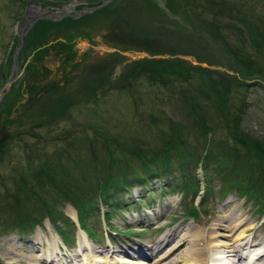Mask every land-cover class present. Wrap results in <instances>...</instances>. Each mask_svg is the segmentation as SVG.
<instances>
[{
  "label": "rangeland",
  "instance_id": "374dc122",
  "mask_svg": "<svg viewBox=\"0 0 264 264\" xmlns=\"http://www.w3.org/2000/svg\"><path fill=\"white\" fill-rule=\"evenodd\" d=\"M31 1L33 0H0V67L5 66L3 67L5 71L3 75L0 74V79L1 76L6 79L10 75L13 65L10 62L12 60L11 54H13L12 50L15 43H17L16 23ZM102 1L104 0H35L34 6H46L44 9L51 11L53 8L72 4L77 8H80L79 5L92 7ZM204 1L199 6H194L190 5V2L177 0V7L168 9L166 7L167 0H149L148 2L142 0H112V9L117 11L116 14L110 17L109 20H105L108 16L104 14V20L100 22L98 19L92 25L97 32L94 36L97 43L85 45L88 41L84 39L77 41L78 60L82 59L84 54L86 56H84V61L78 69L71 72H69L70 68L66 72L61 67V61L52 53L43 55L40 60L46 66V70L41 71L45 74L38 72V69L31 73L28 72L29 74L25 71L29 63L28 60L34 53L33 51H39V49H43L54 42L49 43L50 41H46V43L32 49V53L27 55L29 57L24 62L25 64L18 59L22 48L20 49V53L17 55L20 75L12 82L7 92L3 94L4 96L0 98L2 116L6 114L7 108H9L11 116L14 107L17 109L22 104L27 103L30 97L29 94L26 96L25 92L17 93L15 91L16 89H19V91L23 89L19 84L24 83L23 78L25 75L34 81L36 87L42 86L46 81H58L61 89L60 91L53 90V94L50 88L46 92L39 90L31 105L28 104L20 110L19 121L11 122L7 127L2 126L0 128V132L2 131L0 135L5 139L7 135H13L16 130L30 128L36 133L29 136V134L22 132L17 137L12 136L13 138L7 140L4 148L0 149V206L6 209L7 217L14 216L13 213H15L12 208L7 207V204H14L15 202L12 196L16 191L14 182L19 181L18 174L21 169L25 168L28 162L36 166L38 162L35 160L38 155L44 152L50 154L54 152L56 147H71L69 149L73 147L72 152L74 153L77 149L78 157L75 156L74 160L83 162V169L85 170L92 169L94 163L91 157H94L93 154L98 155V165L101 166L99 175H103L106 174L110 161L117 164V161L123 160L129 154L127 153L128 147H131L132 152L137 153L153 143L155 145L159 144L158 130L156 129L166 131L169 135L166 140H170L172 138L170 126L174 123V137L179 135L177 132L179 131L181 138L184 140L189 138L185 144L186 148L197 151V154L200 153V146L195 142L196 139L186 126L190 123L186 121L189 119V108H187V103L184 100L185 97L177 89H174V94L169 97L166 96L168 94L166 88L163 89L160 86L152 88L150 83L141 77L142 80L137 83L138 90H135L133 97L119 89H112L104 95L99 93V98L92 102L83 101V82L86 79L109 74L111 80L115 82L112 85L119 86L118 82L120 80L116 78L119 77L121 72L127 70V67L134 60L143 59L136 52L150 54L145 50L147 48L142 50L125 49L123 51L128 54L124 55L118 52L122 56L121 60L109 67L105 61L108 60V54L113 52H107L101 48L103 45L114 47L106 43L109 41L127 45L137 42L142 45L141 38L149 32L153 35L151 39L155 40L153 49L163 53L155 55L169 56L170 51H176L184 54H175V56L188 60L192 65L202 64V67L216 69L219 71L218 74L212 72L209 75H205V72L198 74L191 71L197 75V80L196 83L187 84L188 90L190 89L191 92L192 88L196 87V90H198L200 82L214 96L217 91L227 89L230 82L232 84L230 90L233 95H236L234 100L245 98L246 106L240 125L250 135L258 137V139L264 138V83L258 81L257 84L250 85L248 88L244 86L236 88V84L230 77L234 74V70L231 68L236 63L234 57H232L233 53L228 50L235 43L242 41L240 38L244 35L239 31V27L245 28L244 22L246 20L243 19L242 12L246 10L247 4H253L258 11L263 10L264 12V0H246L245 2L248 3L244 4L241 2L244 0ZM235 1L238 9L231 4ZM51 2L58 4L51 5ZM156 5L164 8L165 11L156 10L155 8H159ZM230 5L233 11L229 9ZM136 6L142 8L143 11L135 13ZM53 11L55 17L64 12L63 9ZM92 12L84 15L88 16ZM29 18L31 16L27 15L22 24L28 21ZM122 18L125 19L121 20ZM111 19H115L113 26H111ZM261 21L262 19L258 17L254 19L253 23L260 24ZM168 30L173 32L171 33ZM254 31L258 32L256 28ZM51 41L56 42L57 40ZM82 42L83 45H80ZM146 47L149 48V46ZM170 56L172 57V55ZM221 72H227L228 74ZM207 77H210L214 82L211 84ZM239 78L241 79V77ZM180 81L183 82V80ZM207 83L212 86H207ZM7 94H11V96L6 100L3 99ZM51 94L55 99L53 103L48 96H51ZM45 96L46 98H44ZM68 96L70 98L74 96V99H70ZM14 97L15 99L20 97L21 99L19 98L18 101L22 99H25V101L21 102L18 107L16 105L10 107ZM39 99H41L39 104L34 103ZM75 102L76 104H74ZM45 111L50 114L51 123L34 127V123L44 121L47 116ZM149 114L157 117L156 126L150 125L151 117ZM156 117L154 118L156 119ZM179 128L182 130H179ZM222 129L224 128L221 126L215 129L212 135L215 142L225 138ZM216 151L212 152L216 153ZM79 153L81 156H79ZM109 155H113L112 160ZM31 156L36 159L31 158ZM125 161L127 162L128 159ZM63 162L67 161L63 160ZM123 162L120 164H123ZM197 172L201 183H199V192L195 195L193 191L188 190L186 193L176 191L174 194L167 196L162 193L160 187L163 182L158 179L153 180L150 184L134 186L131 194L129 193L127 196L129 200L134 199L129 202L130 207L127 205L123 211L114 213L113 218L107 222L109 228H111V232L107 233L109 238L106 236L100 237L97 242H94L87 238L84 233L91 251L85 246L79 250L78 234L80 230L77 229L78 225L75 232L72 233L75 236V242L68 246L61 240L58 231H55L52 221L45 218L41 225H36L34 233L28 236H20L16 231H9L0 235V261L2 264H59L57 260L50 261L51 259H48L47 261L50 262H46L44 258H41L47 253H52L50 256L57 254V257H61L67 264H82L83 258L89 261L90 256L98 257L106 262L100 261L98 264L115 262L117 257H120V259L123 257L138 259V261L148 264H173L178 257L190 248L189 245L192 243L190 237H193L195 234L193 232L197 227L203 229L204 236L202 238L204 239L202 241V238L195 237L193 245L197 244L198 247L202 245L203 248H206L207 258L210 259L214 255L212 248H210L213 245L210 233L212 227L215 228L214 223H220L219 221L222 223H220L221 226H224V229H219L221 232L219 234L230 235V238H228L230 246L234 247L252 239L256 243L261 241L258 242L261 243L259 246L264 247V211H261L257 204L245 200V197H240L235 190H231L229 185L227 186L225 181L221 180L220 170L215 169V167L204 175V178L209 181V188L207 187L209 193L203 201L200 194H202L201 189L204 188L203 182L205 181L201 180L204 171L198 168ZM86 173L92 176V172ZM190 202L198 207L200 213L195 219L188 218L184 214V207L189 205ZM58 206L65 215L78 220L76 219V209L71 203L59 202ZM97 220L98 218L89 220V223L94 225L96 229H98ZM139 220L140 223L137 222ZM213 224L214 226H212ZM63 227L67 228L66 226ZM104 228L108 229L106 225ZM97 232L100 233L99 229ZM244 232L245 237L238 239ZM180 235L185 236L187 239L185 238L183 242L182 240L179 242ZM237 240L239 241L237 242ZM172 242L173 244H171ZM174 243L178 244L176 250ZM38 252H41L39 254L40 259L35 260L34 254L38 255ZM165 252L166 259L158 261L159 255ZM251 254L249 253L242 263L249 261ZM230 258L235 262L238 260L237 257ZM178 264L188 263L181 262Z\"/></svg>",
  "mask_w": 264,
  "mask_h": 264
},
{
  "label": "trees",
  "instance_id": "16d2710c",
  "mask_svg": "<svg viewBox=\"0 0 264 264\" xmlns=\"http://www.w3.org/2000/svg\"><path fill=\"white\" fill-rule=\"evenodd\" d=\"M148 2L149 0H142ZM190 2V5H200L204 3V0H184ZM211 2H217V0H210ZM241 1L242 4L248 3ZM166 7H177V0H167ZM230 3V2H228ZM51 5H57L56 2H51ZM237 8L236 1L231 3ZM110 5V6H109ZM106 7H102L91 14L82 15L78 18L66 17L60 21L50 20H38L34 23L32 28L26 35L25 43H23L21 53L18 56L19 60L24 63L27 60L32 49H35L46 43V41L57 40L56 42L48 45L43 49L32 54L28 60L26 66V72H33L38 69V72L45 71L46 66L41 62L43 55L52 53L59 59L61 67L69 72L78 69L81 63L84 61L83 55L81 61H77V49L76 44L79 39H84L93 45L97 43V39L94 38L95 28L92 25L100 20H104V14H107L109 20L116 14V10H113L112 3ZM138 6V5H137ZM134 9V12H142V8ZM159 7L158 5H156ZM44 8L46 6H43ZM156 10L164 8H155ZM172 9V10H173ZM229 9L232 10L231 5ZM238 9V8H237ZM174 11V10H173ZM233 11V10H232ZM240 11V10H239ZM263 10L258 11L255 5L247 4V8L242 12L245 28L239 27V31L245 36H242L240 43H235L229 47L228 50L233 53L232 57L235 59V65L233 68L234 74L230 75L231 80L237 87L248 88L250 85L257 84L258 81L264 83V15ZM112 14V16H111ZM255 14V15H254ZM260 15V16H259ZM103 16V18H102ZM262 19L260 24L253 23L256 18ZM125 18H122L123 20ZM113 26L115 19H111ZM257 29L258 32L254 31ZM167 30V29H166ZM171 33L173 31L168 30ZM221 34V33H219ZM153 35L149 32L145 37L141 38V44H125V43H112L106 42L119 50L125 49H144L150 52L151 55L163 54L153 49L155 40H152ZM225 37V36H224ZM146 46H149L146 47ZM87 53V52H86ZM170 55L162 58H143L134 60L127 70L121 72L117 80L118 85H112L113 80L109 74L104 76H95L86 79L83 82V101L92 102L99 98V93L104 95L106 92L112 89H119L127 95L133 97L135 90L137 89V83L144 78L146 82L150 83V87L160 86L167 91L166 96H172L174 89L185 97L188 109V122L187 128L190 129V133L193 134L196 143L200 146V153L197 151L189 150L185 144L189 140L181 138L179 135L174 137L175 124L170 126L172 131V138L166 140L169 135L164 130H158L157 137L159 138V144L153 143L151 146L146 147L140 152H132L128 147L127 153H129L123 160L117 161V164L110 161L107 166L106 174L99 175L100 167L98 165L97 156L94 155L92 169H83V162L74 160L77 156V149L75 153L71 147H56L54 152L47 154L41 153L36 159L37 165L33 166L31 162L26 164L25 168L21 169L18 174V180L15 183L16 191L12 194L14 204H7L8 208H12L15 213L14 216L7 217L6 209L0 206V235L9 231H16L20 236H28L34 233L36 225H41L45 218L52 221V225L55 231L61 236L66 245L72 244L74 241L75 222L70 219L59 209V202H69L76 209L77 219L81 229L85 230L87 236L93 240H98L104 233L102 227V220L107 222L112 219L114 213L123 211L127 205L130 207L134 199L129 200L128 194H131V190L134 186H140L150 184L153 180H160L163 182L160 189L165 195L174 194L176 191L187 192L191 190L194 195L199 192V180L197 169L201 168L203 172V179L212 168L220 170L221 180L225 181L227 186L240 197H245V200L250 201L258 205L261 211H264V138L258 139V137L252 136L247 133L240 125L242 115L245 111V98H239L234 100V96L230 87L232 84L229 82L227 89L217 91L214 96L210 94V91L205 88L199 82V88H192L191 92L187 88V84L196 83L197 75L194 74L200 72L210 74L217 72L216 69H210L202 67L201 65H192L188 60L175 56V54H184L176 51H170ZM187 53V52H185ZM108 60L105 61L109 67H112L114 63L119 62L122 58L118 52L108 54ZM24 60V61H23ZM202 61V60H199ZM12 63V60H10ZM115 63V64H116ZM25 64V63H24ZM5 66L0 67V74L3 75ZM42 69V70H39ZM9 71V70H8ZM194 73H192V72ZM45 74L44 72H41ZM228 74L227 72H221ZM29 74V73H28ZM27 74V75H28ZM239 75V76H237ZM241 77V79L239 78ZM211 84L214 82L210 77ZM5 77L1 76L0 86H2ZM180 80H183L180 81ZM24 85L19 84V89H14L17 93H27L29 98L27 103L22 104L19 109H23L26 105L32 103L33 99L37 96L39 90L51 89L52 91H60L61 85L58 81L48 82L46 81L40 87H36L31 78L26 75L23 78ZM179 81V82H178ZM205 82V80H203ZM18 85V86H19ZM15 86V85H14ZM13 86V88H14ZM207 86H212L207 83ZM37 88V89H36ZM53 94V93H52ZM51 94L50 101H55L54 96ZM225 94V95H223ZM11 94H7L5 98ZM47 96V97H48ZM22 98V95L20 96ZM14 97L11 101L10 107H14L18 99ZM69 97V96H68ZM20 98V99H21ZM46 98V96L44 97ZM70 98V97H69ZM74 99V96L71 97ZM70 98V99H71ZM41 99L36 100L39 104ZM3 104V103H2ZM76 104V102L74 103ZM2 108V107H1ZM0 108V122L3 118L1 115L2 109ZM7 108V112L4 115L3 126L11 124V122L19 121V115L13 118L10 116V111ZM46 112V111H45ZM47 116L44 121L34 123V127L43 126L46 123H51L52 118L50 114L46 112ZM151 117L150 125L156 126L157 117L149 114ZM156 117V119L154 118ZM155 119V120H154ZM221 126L224 132L225 138L221 141L215 142L212 135L215 129ZM155 129V128H154ZM179 130H182L179 128ZM195 131H197L195 133ZM22 132L25 134L35 135L33 129L16 130L13 135L7 136L4 141L0 142V149L4 148L7 140L17 137ZM212 149V150H210ZM5 150V149H4ZM3 150V151H4ZM108 150V149H107ZM217 150L216 153L212 151ZM138 151V150H137ZM110 154H112L110 152ZM79 156L80 153H79ZM113 155H109L112 160ZM78 157V156H77ZM128 159L126 162L125 160ZM66 160L67 162H63ZM79 161V162H78ZM124 161V162H123ZM123 162V164H120ZM115 165V166H113ZM77 169V170H76ZM74 170V171H73ZM76 170V171H75ZM92 170V171H91ZM92 172V176L86 172ZM93 172H95L93 174ZM79 175H75L78 174ZM208 185V184H207ZM203 194V201L206 198L208 192L207 186ZM136 201V200H135ZM202 201V202H203ZM134 204V202H133ZM184 214L188 218H197L200 213L198 207L194 203L190 202L189 205L184 207ZM91 218H98V229L94 225L89 223ZM62 223V224H61ZM64 224V225H63ZM66 226L67 228H64ZM72 234V235H71ZM0 264L2 262L0 261Z\"/></svg>",
  "mask_w": 264,
  "mask_h": 264
},
{
  "label": "bare ground",
  "instance_id": "6f19581e",
  "mask_svg": "<svg viewBox=\"0 0 264 264\" xmlns=\"http://www.w3.org/2000/svg\"><path fill=\"white\" fill-rule=\"evenodd\" d=\"M68 7H72V6L70 5ZM31 9H32V11L30 14H31V16H34V17L37 14H44V13L48 14V15H52V13L54 14V11H52V10L49 11V9L42 11L41 9H39L38 7H35V6H31ZM43 9H44V7H43ZM219 222L221 223V221H219ZM220 223H214L215 228L212 227V231L210 233L211 234L210 238H211V240H213V245H211V247H210V248H212L211 250H213V253H214L213 257H211L210 259L207 258L208 257V255H206L207 249L203 248L201 244H199V245H201L199 247L196 246L197 244L193 245V242L195 241L194 240L195 237L202 238L204 236L203 229L201 227H197L193 232V234L195 233L193 235V237L192 238L190 237V241H192L191 245H189L190 248L187 249L182 256L178 257L173 262V264H178L181 262L188 263V264H264V247L259 246L261 243H258L261 241H258L256 243V241H253L252 239H250L247 242L241 243L237 246H234V247L232 245L230 246V244H228L229 243L228 238H230L229 237L230 235L229 234H219V233H221L219 231V229H222V228L224 229V226H221L222 223L221 224ZM214 224L212 226H214ZM244 234H245V232L243 234H241L238 237V239H243L245 237ZM78 235H79V238H78L79 250L82 249L83 246L89 248V245L87 243L88 241L85 239V234L82 231H79ZM185 238H186L185 236H183V237L181 236L179 242L181 240L183 242L184 241L183 239H185ZM203 239L204 238H202V241H203ZM238 241L239 240H237V242ZM173 242L171 244H173ZM175 243H174V248L176 250L178 248V244H175ZM56 250H57V248H56ZM89 250L91 251L90 248H89ZM243 251H247V252L244 253ZM248 252L252 253L250 255L249 261H247V262L245 261V263H242L244 261L245 257L249 254ZM40 253L38 252V255L36 253L34 254L35 260L40 259V255H39ZM216 253H218V254H216ZM42 254H45V253H42ZM42 254H41V256H42ZM50 254L52 255V253H47L46 254L47 256L45 255V256H42L41 258H44V260H46V262H50L52 260L53 261L57 260L59 262V264L60 263L61 264H67L65 261L62 260L61 257H57V254H54L53 256H50ZM230 257H233V258L237 257L238 260L235 262V260H232ZM54 258H56V259H54ZM158 258H159V259H157L158 261L161 259H166V252L163 254L161 253ZM48 259H51V260L47 261ZM82 261H83L82 264H98V263H100V261L105 262V260H102V259L95 257V256H90L89 261H88V259H85V258H83ZM117 262H119V263H117ZM116 263L117 264H120V263H122V264H148L146 262L138 261V259H128L125 257H123L121 259H120V257H117L115 262H109V264H116ZM75 264H78V263H75Z\"/></svg>",
  "mask_w": 264,
  "mask_h": 264
},
{
  "label": "water",
  "instance_id": "95a60500",
  "mask_svg": "<svg viewBox=\"0 0 264 264\" xmlns=\"http://www.w3.org/2000/svg\"><path fill=\"white\" fill-rule=\"evenodd\" d=\"M112 0H105L103 1L102 3L95 5V6H92V7H89V6H83V8H76V7H73L71 9H67L65 10L61 15L55 17L54 14L52 13V15H48V14H37L34 16H31V18L28 19V21H26L24 24H22V22L24 21L23 19L27 16V15H31V6L34 5V2L35 0L31 1L29 3V5L26 7V11H24V14L18 19L19 21L16 23V27H15V33H16V42L15 43V46H14V49L12 50V53L11 54V59H12V69H11V72H10V75L5 79L4 83H3V86L0 87V98L3 97L4 93L7 92L9 86L12 85V82L15 81V79L17 78L18 75H20L19 73V63L17 61V55L20 53V49L22 48L23 46V43L25 42L24 39H25V36L26 34L29 32L30 28L33 26V24L40 20V19H46V20H51V21H59V20H62L64 19L65 17H70L72 16L73 14L75 15H83V14H87V13H90L92 11H95L97 9H100L102 7H105L107 6L108 4L111 3ZM37 7L39 9H41L42 11H45L46 9H43L42 7H40L39 5H37ZM63 7V6H62ZM61 8H56V10H59ZM23 29V30H22ZM52 42H55V41H50L49 43H52ZM89 43H85V45H88ZM80 45H83V42L80 43ZM101 48L105 49L104 51H107V52H119L121 54H128L126 51H121V50H118V48H114V47H109V46H101ZM136 54L140 57H143V58H162V57H166V56H161V55H150L146 52H136ZM190 59V58H188ZM195 64H200V63H195ZM202 65V64H200ZM26 96H28L27 93H25ZM25 96V97H26ZM25 99H22L20 101H18V103H16V107L19 106V104L21 102H24ZM11 117H14L13 115H11ZM3 119L4 117L1 119V122H0V128L3 126ZM0 134H2V131L0 132ZM3 138L1 135H0V142L3 141Z\"/></svg>",
  "mask_w": 264,
  "mask_h": 264
},
{
  "label": "flooded vegetation",
  "instance_id": "af4514ba",
  "mask_svg": "<svg viewBox=\"0 0 264 264\" xmlns=\"http://www.w3.org/2000/svg\"><path fill=\"white\" fill-rule=\"evenodd\" d=\"M68 6H70V5H63V7H56V8H61V9H63V10L65 11V10H67V9H71V8L74 7L73 4L71 5L72 7H68ZM78 7L83 8V6H81V5H79ZM56 8H53L52 11L55 10ZM76 8H77V7H76ZM54 16H55V15H54ZM80 16H82V15H72V16H70V17H80ZM56 17H57V16H56ZM65 18H66V17H65ZM62 20H63V19H62ZM50 21H51V20H50ZM59 21H60V20H59ZM76 47H77V46H76ZM77 50H78V49H77ZM28 57H29V56H28ZM28 57H27V58H28ZM82 58H83V56H82ZM75 59H76L77 61H81V59L78 60V53H77ZM20 110H21V109H19V108L15 109V107H14L12 112H15V115L18 116ZM7 126H8V125H7ZM7 126H6V127H7ZM4 127H5V126H4Z\"/></svg>",
  "mask_w": 264,
  "mask_h": 264
}]
</instances>
